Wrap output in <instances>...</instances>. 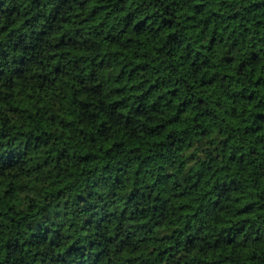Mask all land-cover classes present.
I'll return each instance as SVG.
<instances>
[{
    "label": "trees",
    "instance_id": "trees-1",
    "mask_svg": "<svg viewBox=\"0 0 264 264\" xmlns=\"http://www.w3.org/2000/svg\"><path fill=\"white\" fill-rule=\"evenodd\" d=\"M0 264H264V0H0Z\"/></svg>",
    "mask_w": 264,
    "mask_h": 264
}]
</instances>
